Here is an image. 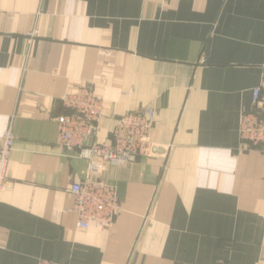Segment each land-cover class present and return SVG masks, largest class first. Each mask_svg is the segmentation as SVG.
<instances>
[{
	"label": "crops",
	"instance_id": "1",
	"mask_svg": "<svg viewBox=\"0 0 264 264\" xmlns=\"http://www.w3.org/2000/svg\"><path fill=\"white\" fill-rule=\"evenodd\" d=\"M264 66V0H0V264H264V155L241 147ZM101 99L89 142L155 109L152 150L111 164L60 151L62 96ZM117 187L113 226L77 229L68 188Z\"/></svg>",
	"mask_w": 264,
	"mask_h": 264
},
{
	"label": "built area",
	"instance_id": "2",
	"mask_svg": "<svg viewBox=\"0 0 264 264\" xmlns=\"http://www.w3.org/2000/svg\"><path fill=\"white\" fill-rule=\"evenodd\" d=\"M252 106L239 117L238 136L241 147L262 146L264 155V66L259 82L251 90ZM67 113L56 117L55 144L63 153L76 152L77 156L91 161L125 164L147 156L152 150L150 132L155 120L152 105L130 110L115 119L110 139L89 142L96 133L101 117V99L92 88L83 86L61 98ZM14 134L7 128L0 135V194L6 186V169L14 146ZM73 197L70 210L75 214L77 229L86 230L92 224L108 230L121 210L117 187L114 183L86 173L70 184ZM37 264H62L49 259H39Z\"/></svg>",
	"mask_w": 264,
	"mask_h": 264
}]
</instances>
